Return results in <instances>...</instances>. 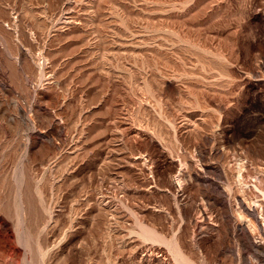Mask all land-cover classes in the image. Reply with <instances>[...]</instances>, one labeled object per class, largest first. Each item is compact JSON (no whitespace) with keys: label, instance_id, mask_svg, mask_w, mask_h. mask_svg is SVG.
Instances as JSON below:
<instances>
[{"label":"rangeland","instance_id":"374dc122","mask_svg":"<svg viewBox=\"0 0 264 264\" xmlns=\"http://www.w3.org/2000/svg\"><path fill=\"white\" fill-rule=\"evenodd\" d=\"M0 16L20 24L0 34V264H264L263 222L236 210L264 192V0H0ZM9 49H43L48 72L13 61L17 82Z\"/></svg>","mask_w":264,"mask_h":264},{"label":"bare ground","instance_id":"6f19581e","mask_svg":"<svg viewBox=\"0 0 264 264\" xmlns=\"http://www.w3.org/2000/svg\"><path fill=\"white\" fill-rule=\"evenodd\" d=\"M4 21H7V26H10L9 29L11 30L12 33H17V35L19 34V31H20L19 25L20 24H19L18 18H16V17L15 18H9V17L8 18H2L1 16H0V34L4 35L6 33V30L3 26ZM22 32H24V31L22 30ZM22 34L26 37L27 40H29V39L34 40L35 33L28 32L27 34H24V33H22ZM46 36H47L46 32L42 31L41 33H39V37L41 38V40H42V38H44ZM8 53H9V56L12 58V60L9 59L8 61H6L9 65L10 75L15 76L16 79L18 80L17 82H19V83H22L23 80H22L21 74H19V75L16 74L15 70L17 71V68L15 67L16 65L14 64L13 61H16V63L18 62V65H19L18 67L20 69H22L23 71H25L26 73H29L30 75H35L39 71L38 69H41V71H43L44 73L48 72L49 63L44 64L43 62L38 63V61H37L39 58L48 59V54L46 51L44 52L43 49L38 54L39 56H36L34 53H32L30 51H29V54L26 53V55H24V54L17 55V53L14 52L12 49H9ZM33 92L36 96L37 95H43V91H42L41 87H34ZM240 162H241V160H240ZM240 166H241V164H240ZM24 173H26V172H24ZM24 175H26V174H24ZM25 185H28V184L25 182ZM25 185H23L24 187H20L18 189L19 198H20L19 209H20V213H21L20 217H21L22 221L27 219L28 214H29L28 217H30L31 212L29 211V209L32 206V204L30 203V201L28 199L30 197H28L29 194L27 195L28 190L26 189ZM255 186H257V185H255ZM27 187H29V186H27ZM258 188H260V187H258ZM259 190L263 191V189H261V188ZM245 192L246 191L242 189L241 192L239 193V198L237 199L238 200V202H237L238 209H236V210H238V215L240 216L241 220L242 219L245 220L247 225L249 226V228L256 230L257 229V227H256L257 221L260 224L263 222L262 225H264V192H262V198L261 199H255L253 197H248ZM254 196L257 197V195H254ZM258 217L261 220L256 221V219ZM27 220H29V219H27ZM25 222H27V221H25ZM254 228H256V229H254ZM258 230H259V228H258Z\"/></svg>","mask_w":264,"mask_h":264}]
</instances>
